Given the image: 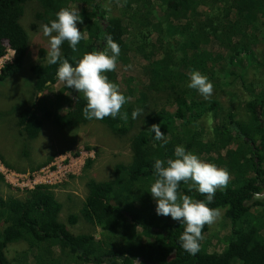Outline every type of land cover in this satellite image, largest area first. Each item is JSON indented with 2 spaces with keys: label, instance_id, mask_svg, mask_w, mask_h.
<instances>
[{
  "label": "trees",
  "instance_id": "obj_1",
  "mask_svg": "<svg viewBox=\"0 0 264 264\" xmlns=\"http://www.w3.org/2000/svg\"><path fill=\"white\" fill-rule=\"evenodd\" d=\"M110 4L118 15L110 14ZM29 6H34L35 20L42 25L55 19L63 7L79 8L83 24L77 26L86 38L77 52L67 42L61 48L62 57L73 66L74 56L79 59L86 52L104 50V35L111 34L121 51L116 70L106 75L131 99L122 109L128 113L127 122L119 117L85 119L83 93L57 81L59 65H49L47 50L41 48L38 62L30 68L31 97L15 113L17 133L25 145L22 153L31 156L46 122L61 131L99 122L113 136L129 137L132 155L130 163L114 167L111 178L87 181L80 218L71 214L67 222L60 220L63 204L53 186L39 185L23 197H4L1 187H11L0 174V264H136V260L140 264H264V199H257L264 197V0H0V59L9 48L15 53L12 63L1 70L0 85L24 67L30 36L22 21ZM37 29L33 24L32 30ZM130 37L133 48L141 50L138 57L146 62L140 84L119 75L121 66L128 64L123 50ZM197 70L214 86L210 99L187 86L190 73ZM249 71L254 81L245 84ZM54 89L58 94L53 101L49 94ZM241 93L247 96L245 101ZM237 96L243 106L233 100ZM227 97L230 100L224 103ZM54 103L58 109H48ZM238 106L246 109L245 119L234 112ZM137 107L146 115L133 120L131 113ZM8 115L0 112V118ZM209 120L214 125L208 133ZM152 124H159L168 140L163 147L148 130ZM236 140L241 144L227 151L229 160L240 154L242 163L228 169L227 188L218 189L209 205L224 212L228 234L220 248L210 251L203 244L210 234L206 225L200 251L191 255L179 242L184 226L156 214V202L148 192L155 180V159L175 158V147L183 146L199 157L212 153L222 160V151ZM53 159L49 156L32 169ZM91 164L88 160L86 168ZM180 190L206 200L183 183ZM80 219L102 230L106 240L76 232ZM15 245L25 248L11 253Z\"/></svg>",
  "mask_w": 264,
  "mask_h": 264
},
{
  "label": "rangeland",
  "instance_id": "obj_2",
  "mask_svg": "<svg viewBox=\"0 0 264 264\" xmlns=\"http://www.w3.org/2000/svg\"><path fill=\"white\" fill-rule=\"evenodd\" d=\"M111 15H118L119 11L114 8V5L108 6ZM34 6H29L26 9L23 25L29 33L30 45L29 52L25 59L24 67L22 71L15 77L9 79L6 83L0 85V112L9 113L10 115L0 118V155L5 159L7 163L14 167L7 166L2 159L0 160L12 171L19 173H34L48 167L56 159H59L61 171H64L68 163L70 167L73 166L70 174H66L62 177V182L58 183L54 187V192L57 199L63 204V210L60 220L67 222L71 214H75L80 218V211L83 208L85 198L87 195L86 183L90 179L97 181H103L111 178L114 167L119 163L128 164L131 162V150L129 145V137L119 139L113 136L110 131L100 124L94 122L88 126H81L77 129H70L66 131L59 130L52 122H46L43 127L40 138L33 144L31 150V156L26 157L22 153V149L25 145H22V139L18 136L16 125V114L28 102L33 91L34 78L30 72L32 65L39 60V50L41 48L48 50V38L43 35L42 24L37 22L34 17ZM38 26L37 31L32 30V25ZM131 37L128 40L123 52L126 54L128 64L122 65L120 72V78L132 81L133 84H140L145 78L143 72V65L145 61L138 57L141 52L140 49L135 50L132 44ZM150 52H148L149 54ZM130 66V67H129ZM251 71V70H250ZM244 77L245 84L254 81L252 72ZM240 86V83L238 82ZM58 94L57 89L49 94L50 99L56 100ZM241 97L245 98L244 93H241ZM230 97L224 99V103L229 102ZM237 103H243L240 97L233 98ZM238 105V104H237ZM238 106L234 112L241 119L247 117L246 109ZM48 109H58L57 104L49 105ZM15 110V111H14ZM14 111V112H13ZM214 122L210 121L206 124V130L209 133L210 129H213ZM233 146L222 151V160H219L215 154H201L202 160L210 163H214L219 167L226 168L227 170L232 167L240 166V154L230 161V153L227 152L231 148L241 144L240 140H236ZM203 145L201 146V148ZM54 157L53 161L40 169H32L37 164L45 161L49 156ZM230 159V160H229ZM63 160H66V164H62ZM92 161L89 169L86 168L87 161ZM218 161V162H216ZM228 161V162H227ZM225 162L227 165L225 166ZM231 163V164H230ZM220 164V165H219ZM229 171V170H228ZM54 171L51 170V173ZM71 176L74 179H71ZM3 187V188H2ZM1 187V193L4 197L8 194L15 195L17 197H23L24 193L19 188L8 189L4 186ZM257 199H264L260 196ZM264 210L261 212L263 213ZM228 221L224 216V212H221L220 218L210 226L209 237L203 240V244L206 249L214 250L215 246L221 247V241L228 234L229 230ZM76 232L79 234H92L97 240H106L104 233L99 228H95L92 225L85 223L80 219L79 223L75 226ZM25 248L23 245H15L10 249L11 253H14L17 249L20 251Z\"/></svg>",
  "mask_w": 264,
  "mask_h": 264
},
{
  "label": "clouds",
  "instance_id": "obj_3",
  "mask_svg": "<svg viewBox=\"0 0 264 264\" xmlns=\"http://www.w3.org/2000/svg\"><path fill=\"white\" fill-rule=\"evenodd\" d=\"M83 24L79 8L63 7L52 19L41 26L43 35L48 38L46 60L49 65H59L56 72L57 81L65 88L83 93L86 106L83 116L87 120H103L106 117H119L127 122L129 117L122 111L131 99L126 97L119 85L109 80L106 73L117 68L120 46L111 34L104 35V50L86 52L81 58H72L75 66L61 54L62 45L67 42L73 52L78 51V44L86 38V34L78 28ZM130 67V66H129ZM188 88L196 90L205 99H210L214 86L209 78L200 71H192L189 76ZM146 113L137 107L131 113L136 120ZM155 133L153 139L161 141V147L168 143L159 124H152L148 129ZM174 157L166 161L155 159L153 165L154 182L150 185L152 198L156 202V214L170 216L184 226L179 242L182 249L191 255L200 251L203 240V229L212 226L221 215L219 208L209 205L213 202L218 189H226L231 176L226 168L202 160L197 154L186 151L183 146H176ZM183 183L189 192L195 190L206 197V200L194 199L183 194L180 185ZM136 264H140L136 260Z\"/></svg>",
  "mask_w": 264,
  "mask_h": 264
},
{
  "label": "built area",
  "instance_id": "obj_4",
  "mask_svg": "<svg viewBox=\"0 0 264 264\" xmlns=\"http://www.w3.org/2000/svg\"><path fill=\"white\" fill-rule=\"evenodd\" d=\"M14 55V51L9 48L6 55L0 59V73L6 65L12 63ZM58 160L59 159H56V161L48 167L34 173H19L12 171L0 160V174L3 176L7 185L15 189L19 188L23 192L33 190L39 185L55 186L62 182V177H64L66 174H70L68 172H71L70 168L73 167H70L71 163H68L69 165L68 167L66 165L65 168L67 169H63L65 170L63 173L60 168L61 161ZM66 162V160H63L62 164H66ZM51 170L54 172L51 173Z\"/></svg>",
  "mask_w": 264,
  "mask_h": 264
}]
</instances>
